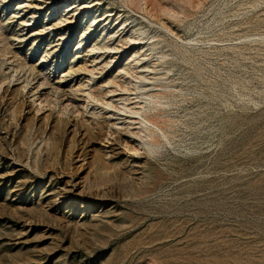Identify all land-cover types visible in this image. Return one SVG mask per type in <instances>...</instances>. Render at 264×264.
I'll list each match as a JSON object with an SVG mask.
<instances>
[{
	"label": "rangeland",
	"instance_id": "rangeland-1",
	"mask_svg": "<svg viewBox=\"0 0 264 264\" xmlns=\"http://www.w3.org/2000/svg\"><path fill=\"white\" fill-rule=\"evenodd\" d=\"M75 1L0 0V264H264V0ZM130 40L137 64L87 70ZM107 80L168 137L138 178Z\"/></svg>",
	"mask_w": 264,
	"mask_h": 264
},
{
	"label": "bare ground",
	"instance_id": "bare-ground-1",
	"mask_svg": "<svg viewBox=\"0 0 264 264\" xmlns=\"http://www.w3.org/2000/svg\"><path fill=\"white\" fill-rule=\"evenodd\" d=\"M96 4H98V3H96ZM136 5L137 4H135L134 7H136ZM69 6H68L69 8H66L67 11H66V17L64 19V22H68L70 20V18H72V20H74L77 16H79L80 14H82L84 12H92L93 9L96 7L95 4H91V3L87 4V5L86 4H80V5L77 6L75 0H73V2ZM114 15L115 14H113L112 12H109L108 15H107V18H109V16H114ZM103 26L105 27L107 25H103ZM135 44L136 43L134 41L130 40V41H128L126 43L125 47H122L123 50H121V49L109 50L107 55L104 58L102 57V55L101 56L99 55L97 57L96 56L97 53H94V48H92L90 50V53H92L91 55H92V57H94V59H93L94 61H92L93 64L91 65L90 69L88 68L87 70L90 73H94V71L96 69H101V68L109 69V71H112L113 69H115V67H117V64L119 63V61L124 58V55H125V52H126L127 49L130 50V51L132 49V52L130 53V55L128 57L125 58L124 66H127V68H130V66H133V63L137 64L139 62V60H137L138 58H136V56H138V51L135 50V48H134L136 46ZM126 47H128V48H126ZM124 48H126V49H124ZM133 48H134V50H133ZM136 48H138V47H136ZM97 59H99V61H97ZM105 59H107V60L104 61ZM102 61H104V64H103L104 67L100 66ZM111 67H113V69H110ZM115 71H116L115 74L118 75V74L123 72V69L122 68H118ZM88 85H90L88 81L86 82V84L83 85V87L81 89L83 94H88L89 89L91 87V86L89 87ZM98 86L100 88L105 89V92L103 94V99H104V101H106L104 103L105 105H103L100 102V104H102L103 106L100 107L101 111L99 110L98 112L101 113L100 116L102 117L104 125L106 126L107 130L116 133L118 138H119L118 139L119 142L122 143L123 146H125V147L132 146L133 147L134 145L136 146V144H144L148 148H155L156 146H158V141H157V143L155 142L156 139H155V141H153V139L151 138L152 134H159V135H161V137L163 139H168L167 134L164 133L162 127L157 125L159 123L157 121V119H153V120L157 121V124H156V122L154 123V122H152L150 120V119H152V117H150V118L148 117L151 112L148 111L149 115L146 116L148 119H146L142 115L141 106L139 104V100L138 99L129 98V97H128L129 99L121 98L120 97V93H117V92H115V90H112L113 88L109 89L110 80L101 82L100 84H98ZM92 93H94V92H92ZM113 99H115V101L118 103V106H115L116 109H111L110 108V102ZM90 100H91V98H90ZM96 101H97V99H96ZM91 108L93 109L92 111H90V113H92V114H94L93 111L98 109L95 105L94 106L92 105ZM78 113L79 112H77V114ZM150 116H152V115H150ZM72 130L74 131L72 136L74 135V136H77V137H79V136L82 137V136L85 135V132L83 133L80 130H79L80 132L79 131L77 132V130L74 127L72 128ZM153 136H155V135H153ZM155 138H157V137H155ZM132 147H131L132 154L130 155V158H129V160L127 162L129 164H131L132 167H133L132 168V174L135 175L136 178H138L139 175L142 173V167H141V165L139 163V158L140 157L137 156L136 154H134V153H136L137 148L135 149L134 147L133 148ZM74 149L78 150L77 144H75V142L71 141L68 151L72 152V154H73ZM138 154H140V153H138ZM109 157H111V155H109ZM109 157L106 156V158H109ZM75 171H77V169H75ZM65 184H66L65 186H68V187H64L61 190L60 194L63 195V197L66 198V200H68L69 198L71 199L72 196H74L73 193H72L74 185L72 183H70V181L66 182ZM82 188H84L85 191L87 189V192H88V190L91 189V184L89 183V184H87L85 186L82 185ZM108 192H112L113 193V190H112L111 187L107 191V193ZM107 193L106 194H96V195H88V193H87V195L93 197L98 202L99 206H102V205H105L110 199V196H108ZM73 202H76V201H73ZM80 202H81V207L79 209L75 210V213H77V215L81 214L82 217L84 218L87 215V213L90 212V209L93 206L88 204V203H90L88 198H86V202L85 203L83 202V200L80 201ZM88 206H89V209L87 210Z\"/></svg>",
	"mask_w": 264,
	"mask_h": 264
}]
</instances>
